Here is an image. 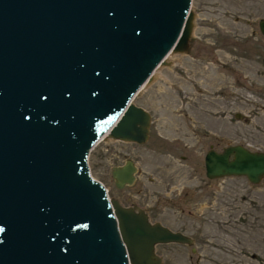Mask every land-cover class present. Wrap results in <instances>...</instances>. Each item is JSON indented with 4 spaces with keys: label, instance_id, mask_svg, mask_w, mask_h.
<instances>
[{
    "label": "water",
    "instance_id": "1",
    "mask_svg": "<svg viewBox=\"0 0 264 264\" xmlns=\"http://www.w3.org/2000/svg\"><path fill=\"white\" fill-rule=\"evenodd\" d=\"M190 5L0 0V264H162L157 245L193 243L110 198L88 165L103 137L148 141L152 115L132 100L170 53L188 52ZM204 168L258 184L264 152L211 148ZM137 172L132 159L112 167L115 187Z\"/></svg>",
    "mask_w": 264,
    "mask_h": 264
},
{
    "label": "rangeland",
    "instance_id": "2",
    "mask_svg": "<svg viewBox=\"0 0 264 264\" xmlns=\"http://www.w3.org/2000/svg\"><path fill=\"white\" fill-rule=\"evenodd\" d=\"M190 9L188 52L170 53L132 100L152 115L148 141L101 138L90 173L110 198L193 239L157 245L162 264H264V179L210 180L204 168L211 147L264 152V0H191ZM126 159L136 181L118 189L111 169Z\"/></svg>",
    "mask_w": 264,
    "mask_h": 264
},
{
    "label": "flooded vegetation",
    "instance_id": "3",
    "mask_svg": "<svg viewBox=\"0 0 264 264\" xmlns=\"http://www.w3.org/2000/svg\"><path fill=\"white\" fill-rule=\"evenodd\" d=\"M212 148V147H211ZM134 203H130L128 206L132 205ZM139 206V205H138ZM141 207V206H139ZM142 209H144V211L148 214L149 218H150V213H149V210L148 209H145L144 207H141ZM151 220V219H150ZM152 221V220H151ZM153 222V221H152Z\"/></svg>",
    "mask_w": 264,
    "mask_h": 264
},
{
    "label": "bare ground",
    "instance_id": "4",
    "mask_svg": "<svg viewBox=\"0 0 264 264\" xmlns=\"http://www.w3.org/2000/svg\"><path fill=\"white\" fill-rule=\"evenodd\" d=\"M190 10H191V9H190ZM159 69H160V68H159ZM155 71H156V70H155ZM145 84H147V83H145ZM145 84H144V85H145ZM144 85H143L142 87H144ZM142 87H141V88H142ZM140 90H141V89H140ZM88 161H89V160H88ZM133 186H134V185H133ZM170 229H171V228H170Z\"/></svg>",
    "mask_w": 264,
    "mask_h": 264
}]
</instances>
